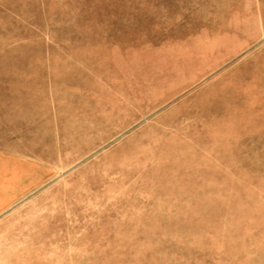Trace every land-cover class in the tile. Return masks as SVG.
I'll list each match as a JSON object with an SVG mask.
<instances>
[{"label": "rangeland", "instance_id": "1", "mask_svg": "<svg viewBox=\"0 0 264 264\" xmlns=\"http://www.w3.org/2000/svg\"><path fill=\"white\" fill-rule=\"evenodd\" d=\"M220 1L0 0V264H264V11Z\"/></svg>", "mask_w": 264, "mask_h": 264}, {"label": "crops", "instance_id": "2", "mask_svg": "<svg viewBox=\"0 0 264 264\" xmlns=\"http://www.w3.org/2000/svg\"><path fill=\"white\" fill-rule=\"evenodd\" d=\"M229 4V12H231V10H235V6L231 7V2H226ZM220 4L221 1L220 0H216V10L220 9ZM235 4V3H233ZM243 10H245V18H252V15L254 14L253 11H264V0H255V3L253 2V0H244V5H243ZM228 19H236V13L235 12H231L230 14H227ZM249 16V17H248ZM216 19L220 20L217 15H216ZM232 24V23H231ZM230 25V23L228 24ZM263 23H259L256 24V32H259V30L261 28H263ZM249 30V29H248ZM248 32V31H247ZM230 34V33H229ZM257 39V35H253L252 30H250L249 35H244L241 37H236V36H228V39L226 40H221L218 41V46L216 47V50L218 52V54L216 55L217 58H230L235 56V54L237 52H239L242 49H246L250 46V44H252L255 40ZM11 196H7V198H5V200L2 203H6L10 200V198L12 196H14L16 194V192L11 193Z\"/></svg>", "mask_w": 264, "mask_h": 264}]
</instances>
